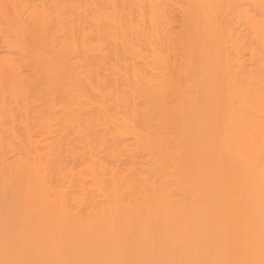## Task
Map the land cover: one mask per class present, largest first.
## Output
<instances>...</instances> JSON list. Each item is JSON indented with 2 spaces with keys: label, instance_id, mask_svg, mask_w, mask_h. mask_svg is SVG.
<instances>
[{
  "label": "bare ground",
  "instance_id": "bare-ground-1",
  "mask_svg": "<svg viewBox=\"0 0 264 264\" xmlns=\"http://www.w3.org/2000/svg\"><path fill=\"white\" fill-rule=\"evenodd\" d=\"M17 1L0 264H264V0Z\"/></svg>",
  "mask_w": 264,
  "mask_h": 264
},
{
  "label": "rangeland",
  "instance_id": "rangeland-1",
  "mask_svg": "<svg viewBox=\"0 0 264 264\" xmlns=\"http://www.w3.org/2000/svg\"><path fill=\"white\" fill-rule=\"evenodd\" d=\"M18 1L21 2L20 0H18ZM18 1H17V2H18ZM23 1H27L29 4H32V5H38V4L40 5L41 3H42V4H45V3L47 2V0H46V1H45V0H23ZM23 1H22V3H23ZM50 1H51V0H48V3H49ZM48 3H47V4H48ZM18 4H19V3H18ZM17 7H18V6H17ZM17 11H18V12H21V11H20V8H19V10H17ZM17 11H16V12H17ZM21 13H22V15H21L20 13H18V15L21 16V18L23 17V19L20 18V20H22V21H24V22H22V21H21V22L23 23V25L25 24V25H27L29 28H31V26H32L33 24H30V23H29L30 20L28 21V20H27L28 18H27V17H26L27 19L25 18V14H24L23 12H21ZM1 20H2V19H1ZM183 21H184V20H183V17H182V14H181L180 10H179L174 4H168V5H166V7H165V9H164L163 21H162V24H161V25H162V28H163L164 31H168L169 34H170V33L172 34V36L175 35V37H176V36H181V37H182L183 35H182V33H181V29H182L181 27H182V25H183ZM0 22H2V21H0ZM2 23H3V22H2ZM57 23H58V22H57ZM50 24L52 25L53 29L55 30V27L57 26V25H56V19H55V20L53 19V21H51ZM1 25H2V24H1ZM3 25H4V23H3ZM24 27H25V26H24ZM26 28H27V27H26ZM29 28L27 29V31L32 29V28H31V29H29ZM58 28H59V27H58ZM34 29H35V28H34ZM1 30H3V28L0 29V31H1ZM35 30H36V29H35ZM50 30H52L51 26H50ZM31 31H32V30H31ZM38 31H39V30H38ZM40 31H41V30H40ZM40 31H39V32H40ZM46 31H47V30H46ZM52 31H53V30H52ZM56 31H58V30H56ZM6 32H7L6 30H5L4 33H3V31H2L1 35H3V34L5 35ZM29 32H30V31H29ZM53 32H54V31H53ZM58 32H59V36H60V32H61L60 29H59ZM58 32H57V33H58ZM26 33L28 34V32H26ZM26 33H25V34H26ZM32 33H33V31L31 32V34H32ZM40 33H41V32H40ZM180 33H181V35H180ZM8 34H9V33H8ZM29 34H30V33H29ZM29 34H28L27 36L23 35V36H25V37H23V39H21V40H24V38H25V39H29V37H28ZM35 34H36V33H35ZM35 34H34V36H35ZM41 34H42V33H41ZM41 34H40V36H41ZM48 34L50 35L51 33H48ZM52 34H54V33H52ZM1 35H0V37H1ZM49 35H48V36H49ZM45 36H46V35H45ZM53 36H54V35H53ZM56 36H58V35L56 34ZM59 36H58V37H59ZM2 37H3V36H2ZM7 37H10V35L7 36ZM26 37H27V38H26ZM32 37H33V36H32ZM42 37H44V36H41V38H42ZM49 37H50V36H49ZM173 37H174V36H173ZM175 37H174V42H175V44H177V42H180V43L183 42V43H184V40H182V41H181V40H180V41H176V40H175ZM3 38H4V37H3ZM3 38H2V39H3ZM10 38H11V37H10ZM20 38H21V37H20ZM30 38H31V37H30ZM177 38H180V37H177ZM177 38H176V39H177ZM4 39H5V38H4ZM55 39H57V37H55ZM58 39H59V40H58ZM58 39H57V40L59 41V42H58V44H59V43H61V39H62V37H60V38H58ZM181 39H182V38H181ZM43 40H44V39H43ZM57 40L54 41V42H57ZM177 40H179V39H177ZM1 41H2V40H0V42H1ZM25 41H26V40H25ZM29 41H30V40H29ZM54 42H53V43H54ZM3 43H4V40L0 43V49L2 48V49L0 50V56H2V55H3L2 53L4 52V50L7 49V48H6V49L3 48V45H4ZM38 43H39V42H38ZM35 44H36V43H35ZM35 44H32V45H35ZM40 44H41V43H40ZM40 44H39V45H40ZM54 44H55V43H54ZM58 44L55 45V46H60V45H58ZM32 45H31V46H32ZM177 45H179V43H178ZM180 45H181V44H180ZM35 46H36V45H35ZM31 48H32V47H31ZM36 48H38V47H36ZM39 48H40V47H39ZM3 49H4V50H3ZM4 54H5V53H4ZM7 54H8V53H7ZM10 54L12 55V53H10ZM14 56H15V54H14ZM242 57H243V59L246 61V59L248 58L247 53L244 52L243 55H242ZM21 65H22V64H21ZM23 67H24V68H23ZM28 69H29V68H28ZM28 69H27L26 65H25V66L22 65V68L20 69V72L26 76V74H27L26 71H27ZM22 70H23V71H22ZM21 73H20V75H22ZM28 73H29V72H28ZM24 75H22V76H24ZM13 111H14V110H13ZM15 111H16V110H15ZM14 113H15V112H14ZM14 113H13V114H14ZM14 121H17V119L14 120ZM14 121H13V122H14ZM11 122H12V121H9V124H11ZM17 122H18V121H17ZM17 122L13 123V124H15V126H14V130H12V131H14V132L16 131V133H18V131L20 132V130L22 131V126L19 125V123H18V127H17ZM9 124H8V125H9ZM11 127H12V126H11ZM9 128H10V127H9ZM12 129H13V128H12ZM20 133H21V132H20ZM122 160H123L124 162H127V159H126L125 157H123ZM70 162H71V161H70ZM70 162H68V163H70Z\"/></svg>",
  "mask_w": 264,
  "mask_h": 264
}]
</instances>
